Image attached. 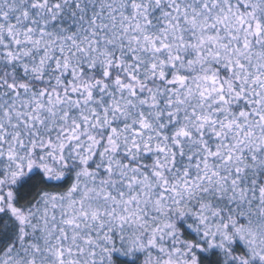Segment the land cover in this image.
<instances>
[{
    "label": "snow or ice",
    "instance_id": "1",
    "mask_svg": "<svg viewBox=\"0 0 264 264\" xmlns=\"http://www.w3.org/2000/svg\"><path fill=\"white\" fill-rule=\"evenodd\" d=\"M0 264H264V0H0Z\"/></svg>",
    "mask_w": 264,
    "mask_h": 264
}]
</instances>
